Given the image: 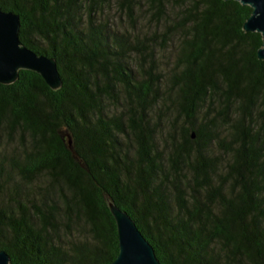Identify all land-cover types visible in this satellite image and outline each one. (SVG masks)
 Returning <instances> with one entry per match:
<instances>
[{"label":"trees","instance_id":"obj_1","mask_svg":"<svg viewBox=\"0 0 264 264\" xmlns=\"http://www.w3.org/2000/svg\"><path fill=\"white\" fill-rule=\"evenodd\" d=\"M113 9L111 13L110 10ZM52 58L0 83V250L108 264L124 211L159 264H264V59L226 0H0ZM69 141V144L67 143Z\"/></svg>","mask_w":264,"mask_h":264},{"label":"water","instance_id":"obj_2","mask_svg":"<svg viewBox=\"0 0 264 264\" xmlns=\"http://www.w3.org/2000/svg\"><path fill=\"white\" fill-rule=\"evenodd\" d=\"M250 7V14L244 20L245 32H256L261 42L256 58L264 59V0H226ZM19 16L0 10V83H17V72L33 71L51 89L60 88L55 62L52 58L39 55L18 41ZM69 144V141H67ZM113 218L117 254L108 264H159L151 245L142 236L133 220L124 212L108 203ZM0 264H9L7 254L0 250Z\"/></svg>","mask_w":264,"mask_h":264},{"label":"rangeland","instance_id":"obj_3","mask_svg":"<svg viewBox=\"0 0 264 264\" xmlns=\"http://www.w3.org/2000/svg\"><path fill=\"white\" fill-rule=\"evenodd\" d=\"M110 12L112 13L113 12V9H111Z\"/></svg>","mask_w":264,"mask_h":264}]
</instances>
